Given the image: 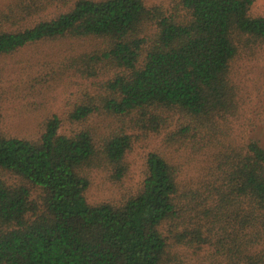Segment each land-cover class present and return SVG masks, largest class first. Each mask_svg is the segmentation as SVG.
I'll use <instances>...</instances> for the list:
<instances>
[{"label": "trees", "instance_id": "16d2710c", "mask_svg": "<svg viewBox=\"0 0 264 264\" xmlns=\"http://www.w3.org/2000/svg\"><path fill=\"white\" fill-rule=\"evenodd\" d=\"M254 1L177 0L166 9L58 0L44 15L56 1L19 0L0 14V58L45 40L96 41L71 65L106 77L68 118L115 123L64 133L54 114L36 136L19 138L2 129L0 97V264H184L181 251L206 248L208 264H264V141L233 132V63L264 50ZM175 117L177 140L203 151L200 171L183 180L177 163L151 151L140 185L119 200H88L91 170L126 176L128 129L157 132Z\"/></svg>", "mask_w": 264, "mask_h": 264}, {"label": "rangeland", "instance_id": "374dc122", "mask_svg": "<svg viewBox=\"0 0 264 264\" xmlns=\"http://www.w3.org/2000/svg\"><path fill=\"white\" fill-rule=\"evenodd\" d=\"M18 1L0 0V14L8 12ZM176 1L147 0V3L171 9ZM58 6L57 3L49 7L44 15H51L49 12L57 11ZM20 11L18 16L27 13H22V9ZM252 12L264 15V0H255ZM0 26L6 27L5 22L0 23ZM96 46V41L89 39L45 40L23 47L12 55L1 57L0 97L3 131L19 138H32L37 135L41 123L54 114L62 119L60 131L64 133H72L87 125H94L104 131L115 128L112 119L105 116H97L87 123L72 122L68 118L75 105L83 101L88 93H96L106 77L83 76L71 65L72 56L91 51ZM260 51L257 50L250 58L240 57L233 63L231 75L240 102V116L233 120V132L239 137L264 141V50ZM180 124L181 121L175 117L165 124L161 122L157 132L153 131L149 124L128 129L133 135V142L125 158L128 167L126 176L121 182H117L110 170H91L87 174L90 181L86 191L88 200L91 203L119 200L140 185L146 168V157L151 151L160 152L177 163L182 169L181 179L190 180L205 162L201 157L203 151L198 153V149L197 152L192 145L193 142L184 143L177 140ZM181 253L184 255V264H208L210 260L208 248L196 256L192 255L191 250Z\"/></svg>", "mask_w": 264, "mask_h": 264}]
</instances>
